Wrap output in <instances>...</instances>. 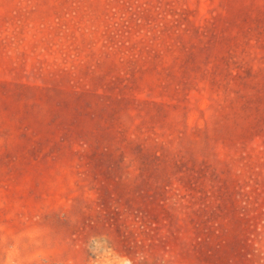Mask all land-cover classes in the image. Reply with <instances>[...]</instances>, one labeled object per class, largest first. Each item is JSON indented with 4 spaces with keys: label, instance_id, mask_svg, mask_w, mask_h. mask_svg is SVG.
I'll list each match as a JSON object with an SVG mask.
<instances>
[{
    "label": "rangeland",
    "instance_id": "obj_1",
    "mask_svg": "<svg viewBox=\"0 0 264 264\" xmlns=\"http://www.w3.org/2000/svg\"><path fill=\"white\" fill-rule=\"evenodd\" d=\"M0 264H264V0H0Z\"/></svg>",
    "mask_w": 264,
    "mask_h": 264
},
{
    "label": "trees",
    "instance_id": "obj_2",
    "mask_svg": "<svg viewBox=\"0 0 264 264\" xmlns=\"http://www.w3.org/2000/svg\"><path fill=\"white\" fill-rule=\"evenodd\" d=\"M175 16H174V19L172 20V27L173 28H180L182 23H181V20H179V18H175L178 14L175 12ZM178 16H181V14H179ZM181 18V17H180Z\"/></svg>",
    "mask_w": 264,
    "mask_h": 264
}]
</instances>
